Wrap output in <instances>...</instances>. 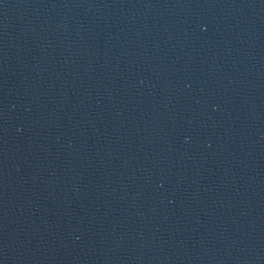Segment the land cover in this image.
Instances as JSON below:
<instances>
[{
  "label": "water",
  "instance_id": "1",
  "mask_svg": "<svg viewBox=\"0 0 264 264\" xmlns=\"http://www.w3.org/2000/svg\"><path fill=\"white\" fill-rule=\"evenodd\" d=\"M0 264H264V0H0Z\"/></svg>",
  "mask_w": 264,
  "mask_h": 264
}]
</instances>
